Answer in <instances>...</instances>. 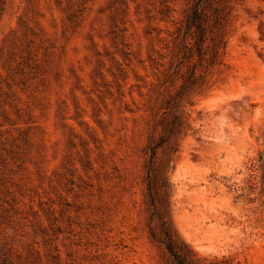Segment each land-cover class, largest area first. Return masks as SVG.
<instances>
[{"label": "rangeland", "instance_id": "374dc122", "mask_svg": "<svg viewBox=\"0 0 264 264\" xmlns=\"http://www.w3.org/2000/svg\"><path fill=\"white\" fill-rule=\"evenodd\" d=\"M165 231L264 264V0H0V264H177Z\"/></svg>", "mask_w": 264, "mask_h": 264}, {"label": "trees", "instance_id": "16d2710c", "mask_svg": "<svg viewBox=\"0 0 264 264\" xmlns=\"http://www.w3.org/2000/svg\"><path fill=\"white\" fill-rule=\"evenodd\" d=\"M244 193L238 194V197L243 196ZM166 250L173 257L177 264H186L185 260L181 256L180 247L175 239L166 231L159 237Z\"/></svg>", "mask_w": 264, "mask_h": 264}]
</instances>
